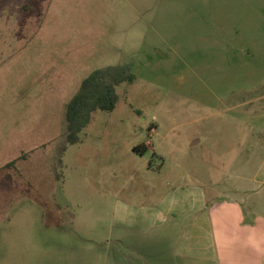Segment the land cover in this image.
<instances>
[{
  "label": "rangeland",
  "instance_id": "obj_1",
  "mask_svg": "<svg viewBox=\"0 0 264 264\" xmlns=\"http://www.w3.org/2000/svg\"><path fill=\"white\" fill-rule=\"evenodd\" d=\"M253 6L0 0V264H74L67 253L124 246L125 230L132 246L180 188L230 189L264 169ZM126 64L136 77L117 85L115 109L68 143L82 80Z\"/></svg>",
  "mask_w": 264,
  "mask_h": 264
},
{
  "label": "crops",
  "instance_id": "obj_2",
  "mask_svg": "<svg viewBox=\"0 0 264 264\" xmlns=\"http://www.w3.org/2000/svg\"><path fill=\"white\" fill-rule=\"evenodd\" d=\"M253 6L254 109H264V0ZM156 49H159L156 48ZM264 132V117L253 119ZM199 141V140H198ZM197 141V142H198ZM264 140L253 145L264 148ZM148 146V142H145ZM196 143V142H195ZM260 147V148H258ZM258 148V149H256ZM242 186L180 188L167 213H153L132 231L138 242L67 253L74 264H264V169L253 168ZM248 184V185H246ZM223 190L225 192H223ZM215 191H221L216 194ZM69 254H74L70 256ZM66 261V262H67Z\"/></svg>",
  "mask_w": 264,
  "mask_h": 264
},
{
  "label": "trees",
  "instance_id": "obj_3",
  "mask_svg": "<svg viewBox=\"0 0 264 264\" xmlns=\"http://www.w3.org/2000/svg\"><path fill=\"white\" fill-rule=\"evenodd\" d=\"M136 75L131 65L107 66L92 71L85 77L79 90L70 99L66 108L67 141L74 144L79 141V133L92 119L96 110L113 111L117 105V85L133 82ZM146 143L135 149L146 150Z\"/></svg>",
  "mask_w": 264,
  "mask_h": 264
}]
</instances>
